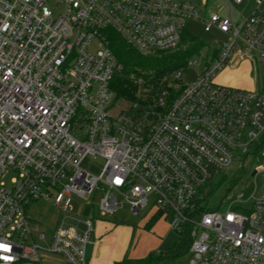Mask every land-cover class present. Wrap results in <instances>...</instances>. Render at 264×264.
<instances>
[{
  "label": "built area",
  "instance_id": "obj_1",
  "mask_svg": "<svg viewBox=\"0 0 264 264\" xmlns=\"http://www.w3.org/2000/svg\"><path fill=\"white\" fill-rule=\"evenodd\" d=\"M225 1L227 16L204 14L193 0H0V264H41L43 253L89 264L95 213L126 204L139 216L151 195L155 213L192 238L179 264H264V186L227 209L228 196L215 207L205 192L235 164L241 178L251 168L243 188L264 175V88L215 80L244 60L264 78V0L239 18L233 5L245 0ZM189 20L221 35L206 46L210 56L188 61L197 76L187 81L186 67L129 73L136 98L118 97L112 84L123 64L111 32L150 56L178 46ZM119 99L128 106L114 113ZM87 156L104 159L98 175L82 167ZM72 195L88 201L87 216L73 212ZM37 200L61 211L48 236L28 209Z\"/></svg>",
  "mask_w": 264,
  "mask_h": 264
},
{
  "label": "rangeland",
  "instance_id": "obj_2",
  "mask_svg": "<svg viewBox=\"0 0 264 264\" xmlns=\"http://www.w3.org/2000/svg\"><path fill=\"white\" fill-rule=\"evenodd\" d=\"M193 1H195L198 8L204 10V14H208L211 11H216L223 16H227L230 14L229 5L224 0H208L206 4H204L202 0ZM240 14L241 13L239 9L233 5L234 18H239ZM186 32L191 36V39H193V41L201 43L204 46V48L199 52L197 56H210L211 53L206 49V46H210L213 49L215 47V45L212 44L214 39L221 38V35L215 31L213 32V34L205 32L204 26L199 20L187 21L185 33ZM189 41V37H186L185 39L183 37L182 41L178 45V48L185 47L189 43ZM98 48V40H94L89 47V51L95 52ZM198 60H200L199 57ZM185 67H182L181 69H185ZM199 70V65H190L189 67H186V69L184 70V78L187 81L193 80L197 76ZM250 77L251 74H248V71H228L223 69L217 73V75L215 76V80L221 84L247 88L243 86H247V83L250 82ZM234 78L238 79L240 81V84L237 82L235 83L233 81ZM241 82L243 84H241ZM258 85L260 89L264 88V78L261 74L260 66ZM140 89L142 90L144 89V87L141 86ZM113 106V112L115 113L120 108L128 106V103L119 99ZM104 162V159L101 157L94 158L92 156H87L82 163V167L92 172L93 174L98 175L104 166ZM250 171L251 168L248 166L244 173V177L241 178V175L244 171L241 167H239L238 164H235L230 169L222 171L220 174L216 175L211 180V184L205 187V192L207 194L210 205L215 207H217V205H220L219 202L228 195L227 189L233 187L237 180H239L237 183L238 186L233 187V189L230 191L228 195L229 199H227V202L223 204L221 209H227L230 206L231 202L238 200L239 194H243L242 199H249L252 195H256L258 192H260L264 186V175L256 176L254 179L255 182L248 187L243 188V186H241L244 185L248 179L252 178L249 176V174L251 175ZM13 177V172L10 171L6 173L5 177L3 178L6 188L11 187ZM102 195L103 191H100L99 193L93 195V197L90 199V202L94 201L96 203H94V206L96 207ZM115 195L118 197V200L120 202L125 203L124 196L117 193H115ZM155 198L156 197L154 195H151L149 197L148 206L141 211L139 216L134 214L126 204H124L122 208H119L113 215H107L105 217L99 216V213H95L94 215L96 219L111 222L115 225L126 227L125 229H129V231L127 232V234H130L128 252L131 257L143 258L148 256L152 252H154L155 254L167 253L171 250L174 244H180L183 239V234L174 230L170 225L169 219L163 215L158 218L156 223L150 226H145V224L156 211L153 207ZM71 201L74 208L73 212L75 214H78L80 217H85L88 215L89 206L86 205L88 201H84L77 195H72ZM28 207L34 221L40 225V231L45 233L47 236L50 235L61 216V211L56 206H54L51 201L47 200H37L35 202H32ZM93 238L94 234L92 236V239ZM186 259L187 254L179 259V263L185 261ZM21 264L37 263L23 262Z\"/></svg>",
  "mask_w": 264,
  "mask_h": 264
},
{
  "label": "trees",
  "instance_id": "obj_3",
  "mask_svg": "<svg viewBox=\"0 0 264 264\" xmlns=\"http://www.w3.org/2000/svg\"><path fill=\"white\" fill-rule=\"evenodd\" d=\"M183 37L184 39L189 37L190 40L185 47L178 48L176 46L175 48L161 51L154 55L143 56L128 45L118 33L112 31L110 34L111 48L119 62L123 64V71L114 78L112 84L117 96L129 99L136 98L135 93L138 91L139 86L129 81L125 75L129 73H135L139 76L152 74L155 77L160 74L172 72L185 67L188 61L195 58L204 48L201 43L193 41L191 36L187 32L185 33V31L182 34V39ZM238 181H236L233 187L237 185ZM233 187L227 189L228 195ZM159 217L160 214L158 212L154 213L145 226L156 223ZM182 234L183 239L180 244H174L167 253L155 254L152 252L143 258H132L126 255L115 264H179V259L188 254L192 243V238L188 232Z\"/></svg>",
  "mask_w": 264,
  "mask_h": 264
},
{
  "label": "crops",
  "instance_id": "obj_4",
  "mask_svg": "<svg viewBox=\"0 0 264 264\" xmlns=\"http://www.w3.org/2000/svg\"><path fill=\"white\" fill-rule=\"evenodd\" d=\"M257 5V0H245L243 3L234 6L239 9L241 17L257 11ZM262 10H264V6L259 11ZM224 70L248 71V74H251L249 79L250 82L247 83V86L243 87H247L248 89L259 88V71H254L252 62L248 60L240 61L237 67L226 66ZM233 81L240 84V81L236 78H234ZM241 84L243 83L241 82ZM125 228L126 227L115 225L111 222L97 219L95 221V230L92 233V236L94 234V238L92 239L91 236L92 244L90 247L89 264H115L117 261L122 260L126 255L131 257L128 252L130 234H127V232L129 229ZM41 264L68 263L62 255L43 253L41 255Z\"/></svg>",
  "mask_w": 264,
  "mask_h": 264
}]
</instances>
